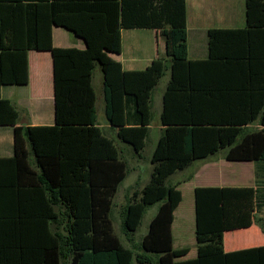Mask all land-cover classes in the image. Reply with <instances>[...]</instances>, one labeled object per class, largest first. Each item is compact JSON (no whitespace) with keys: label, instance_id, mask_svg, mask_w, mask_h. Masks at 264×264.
Here are the masks:
<instances>
[{"label":"trees","instance_id":"16d2710c","mask_svg":"<svg viewBox=\"0 0 264 264\" xmlns=\"http://www.w3.org/2000/svg\"><path fill=\"white\" fill-rule=\"evenodd\" d=\"M244 13L243 28L207 32L201 60L175 53L124 71L105 58L90 64L83 55L54 57L50 126H16L17 111L0 97V126L13 128V155L0 158V264H264V245L224 249L230 232L255 226L264 236L257 215L264 209V0H245ZM82 14L99 17L107 35L183 31L186 20L185 0H0V88L26 85L27 53L49 46L48 25ZM96 67L104 125L137 156L149 131L152 91L169 71L149 180L126 196L120 212L131 242L145 211L157 206L137 251L113 231V198L127 163L96 123ZM221 150L226 161L255 164L254 186L195 187L196 256L178 260L189 249L173 248L182 194L168 179Z\"/></svg>","mask_w":264,"mask_h":264},{"label":"crops","instance_id":"0c3cea01","mask_svg":"<svg viewBox=\"0 0 264 264\" xmlns=\"http://www.w3.org/2000/svg\"><path fill=\"white\" fill-rule=\"evenodd\" d=\"M185 8L186 20L183 31L125 29L111 35L104 32L97 34L92 29L98 19L97 16L83 14L58 16L48 25L49 46L27 53V84L0 88V97L8 100L18 113L16 126H50L53 124L52 62L56 56L83 55L91 59L90 64L93 63L94 58L102 62L105 58L119 64L124 71H142L153 60H168L175 56V53L186 60L205 59L209 30L240 29L244 27L243 24L245 25V0H185ZM67 32L75 37L74 43L77 44L75 47L68 45ZM178 44H183L179 51L175 49ZM96 63L99 64V62ZM20 112L24 114L22 123H19ZM12 129L11 126H0V158H9L13 155ZM204 167L205 175L211 180L205 181V184L212 181L220 183L196 187L254 186L255 164L253 162H229L224 159V156H220L216 160L207 162ZM218 171L221 178L225 176L223 172H226V175L229 174L230 177L226 176L221 179L217 175ZM176 213L177 208L174 215ZM242 232L251 234L246 241L229 238L224 244L225 251L250 248L260 244V241L255 239V226L237 233ZM256 233L260 234L258 229ZM172 240L174 242L173 235Z\"/></svg>","mask_w":264,"mask_h":264},{"label":"rangeland","instance_id":"374dc122","mask_svg":"<svg viewBox=\"0 0 264 264\" xmlns=\"http://www.w3.org/2000/svg\"><path fill=\"white\" fill-rule=\"evenodd\" d=\"M39 18H44L45 14L43 9H39ZM101 19L96 20L94 24V32L101 34L103 27L101 28ZM244 26V24H243ZM239 27V26H238ZM242 27V26H241ZM69 36L67 40L68 45H77L74 43V36L72 33H66ZM169 80V71H165L163 76L159 79L157 85L154 87L151 95L150 102V113L151 120L149 124L148 135L145 139V147L141 151L140 155L137 156L133 153L131 147L115 137V132L110 131L107 126L104 125V115H103V99H102V75L98 67L95 68L92 79V86L96 97L95 102V113H96V123L104 131L107 137L111 138L114 142L115 147L119 151L121 157L127 163V174L126 178L119 185L115 197L113 198V206L111 209V220L114 234L121 240V242L127 248H132L135 251L138 249V245L142 237L146 234L148 230V225L151 218L156 213L157 206L149 207L141 220V223L136 230V232L131 236V242L126 240V237L121 231V220L120 212L121 208L125 204L126 196L129 197L134 190L141 189L149 180L150 172L152 166L150 165V157L160 136L159 127V115L162 106V94L165 90L167 82ZM22 112V111H21ZM20 112L19 123L23 121V115ZM226 150H221L217 154L208 157L207 159L196 160L188 168L181 172L175 173L168 180L170 184H178V189L182 194V200L177 207V213L172 223V235L174 238L173 247L182 248L188 247L190 252L188 256L180 258L182 260L192 259L196 255V241L194 235V204H193V188L196 186H207V185H217L219 181H212L209 184H205V181H211L207 178L204 173V166L207 162L211 160H216L220 156H224ZM219 176V171L217 173ZM229 178L230 175L223 172ZM219 178H221L219 176ZM221 178V179H223ZM261 220H264V209L257 213ZM256 228V227H255ZM251 233H227L224 237V243L226 244L229 238L238 239L239 241H246ZM255 239L260 241L259 245H264V236L256 233L255 229ZM258 245V246H259ZM131 264H137L133 261Z\"/></svg>","mask_w":264,"mask_h":264}]
</instances>
